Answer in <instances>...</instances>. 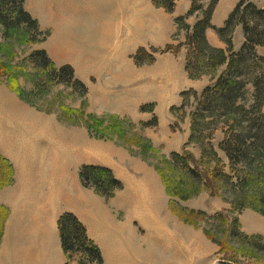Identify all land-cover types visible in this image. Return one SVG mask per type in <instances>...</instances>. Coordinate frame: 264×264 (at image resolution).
<instances>
[{"label": "rangeland", "instance_id": "rangeland-1", "mask_svg": "<svg viewBox=\"0 0 264 264\" xmlns=\"http://www.w3.org/2000/svg\"><path fill=\"white\" fill-rule=\"evenodd\" d=\"M55 1L59 0L25 2V7L48 37L34 45L16 42L12 64L16 66L17 77L12 84L8 79L0 80V125L6 122L4 118L8 113L32 123V113L35 112L46 117V121L40 120V124L46 127L41 126L40 133L56 139L57 130H48L51 117L64 125L84 130L99 145L88 153L87 161L110 163L123 173L122 167H131L137 172L147 170L153 174L149 179L150 191L146 192L144 199L148 204L153 200L158 207L160 203H166L172 217L161 227H149L137 215L134 218L136 210L130 207L136 203L128 196L131 191H124L126 185L123 180L120 179L123 189L112 197L90 188L109 205L111 220H115L109 228L103 227L104 231L108 229L114 241L110 248L107 241L99 236L106 255L100 245L104 264H223L226 259L230 264H264V252L251 248L246 239L235 237L229 227L232 219L238 217L243 233L264 239V215L251 208L231 212L232 193L222 182L215 183L218 192L207 190L202 180L189 176L174 159L175 154H184L191 130L190 112L195 104L191 97L186 108L179 109L183 103L182 94L190 89L202 92L211 83L209 76L199 80L189 78L185 70L186 46L182 45L178 53L166 51L169 45L185 42L186 33L178 31L176 20L187 15L193 0H176L173 11L157 6L155 0H63L66 4L72 2L66 15L72 30L69 36L58 34L59 30L48 21V12L53 9ZM238 2L224 0L217 10L218 3L213 15L215 28L223 26L231 13V4L233 11ZM254 2L264 9V0ZM133 14L135 18L131 23ZM196 19L197 15H193L187 22L193 25ZM102 30H105V36ZM209 31L207 36L212 44L217 32L214 28ZM4 40L0 26V41ZM233 42L235 49L241 48L244 42L241 26L235 30ZM224 46L227 48L226 44ZM42 49L58 67L72 66L75 76L84 82L88 92L85 94L74 83L49 79L30 59L35 51ZM139 49L153 53L155 60L152 63L137 62L135 57ZM258 51L264 54V47ZM99 82L105 84L106 91L111 89V82L116 89L114 93L105 95L106 101L109 99L113 103L110 109L116 110L120 103L125 108L138 102L137 108L120 114L94 106L91 101L94 99L96 104V98L101 95L94 89ZM10 98L21 102L24 111L22 108L10 110ZM153 104L154 110L147 111ZM144 106L147 108L143 109ZM3 133L0 132V137ZM221 139L219 134L214 140L217 149ZM114 148L119 151L115 152ZM188 149L196 160L203 162L199 144H191ZM218 152L219 159L205 160L210 161V167L199 165L203 180H206V170L232 174L227 167L226 156L219 149ZM196 160H189L193 167L198 165ZM115 175L117 177L118 173ZM217 215L220 218L224 216L227 223ZM87 221L92 227L97 224L96 220L94 224L89 218ZM115 250L119 254H115ZM74 263L78 262L74 260L70 264Z\"/></svg>", "mask_w": 264, "mask_h": 264}, {"label": "trees", "instance_id": "trees-1", "mask_svg": "<svg viewBox=\"0 0 264 264\" xmlns=\"http://www.w3.org/2000/svg\"><path fill=\"white\" fill-rule=\"evenodd\" d=\"M175 1L155 0V4L173 11ZM254 1L239 0L223 26L215 28L213 15L220 0H193L187 15L176 20L178 31L186 33L185 42L169 45L166 51L178 53L182 45L186 46L185 70L189 78L199 80L209 76L211 79L202 92L190 89L182 94L183 103L179 109H185L191 97L195 104L194 110L190 112L191 130L184 154H175V161L187 170L189 176L202 180L207 190L215 189L218 192L215 183L222 182L225 189L232 193L231 212L251 208L264 215V54L258 51L264 47V9ZM25 2L0 0V26L5 37L3 42L0 41V80L8 79L10 83L17 77L16 66L12 64L16 42L34 45L46 41L48 37L41 30L38 20L25 7ZM193 15H197V19L190 25L187 20ZM239 26L244 32V42L237 50L233 36ZM213 28L227 48H218L210 43L207 31ZM135 58L140 64L155 60L154 54L148 53L146 49H139ZM30 59L49 79L74 83L85 94L88 92L84 82L75 76L74 68L70 65L58 67L45 49L35 51ZM149 110H154V104ZM219 134L222 139L218 149L226 156L229 162L227 167H230L232 174L206 170V180H203L199 165L210 167V161L205 160L219 159L214 144ZM191 144L201 146L203 162L196 160L188 151ZM190 159L196 160L198 165L193 167ZM79 175L83 186L94 188L106 197H112L124 187L110 167L84 164ZM13 178L11 162L0 154V191L11 184ZM199 214L207 216L204 212ZM8 216L9 209L0 205V242ZM216 217L227 223L224 216ZM58 227L67 264L74 260L79 264L105 263L100 246L89 236L87 227L76 214H61ZM229 227L235 237L246 239L251 248L264 252L263 237L243 233L238 217L232 219ZM229 262L226 259L223 264Z\"/></svg>", "mask_w": 264, "mask_h": 264}, {"label": "crops", "instance_id": "crops-1", "mask_svg": "<svg viewBox=\"0 0 264 264\" xmlns=\"http://www.w3.org/2000/svg\"><path fill=\"white\" fill-rule=\"evenodd\" d=\"M58 2L55 1L53 9L49 10L48 21L53 23L54 29L59 30L58 34L72 35L68 18H66L72 2L67 4L63 0ZM222 4L224 0L220 1L217 10ZM232 6L231 4V9ZM134 18L133 14L131 23L134 22ZM216 26L221 25L216 24ZM102 32L105 36V30ZM208 35H210L209 30ZM212 42L215 47L225 48L217 35ZM112 85L113 82L110 85L111 89L106 91L105 84L99 82L94 89L99 90L101 95L96 98V104L94 99L91 103L94 106H102L103 111H116L120 114L121 111L135 110L138 102L125 108L119 102L118 108L115 107L116 110L110 109L113 108V105H110L113 103L109 99L106 101L105 95L114 93L116 89ZM8 102L12 105L10 110L22 108L24 111V106L16 98H10ZM32 114L35 119L33 118L32 123H29L19 116L8 113L4 118L7 119L6 122L0 125V132H4L0 137V154L11 162L14 169L13 181L0 191V205L9 209L3 240L0 244V264H65L66 256L61 245L58 227V219L64 212L77 215L87 227L89 236L99 246L101 245L105 255L99 236L107 241L110 248L113 240L110 238L108 229L104 231L103 227L109 228L115 220H111L109 205L96 196L93 189L82 185L79 173L84 164L106 166L114 172L117 171L119 175L117 177L125 182L124 191L130 190L128 196L136 203L130 207L136 210L134 218L137 215L139 219L146 222L147 226L161 227L166 224L167 219L172 217L166 209L165 202L160 203L158 207L153 200L151 204H148L144 199L149 190V179L153 174L151 175L147 170L141 173L131 167H122L125 174L123 171L116 170L113 164L102 163L99 160L87 161L88 153L99 145L92 138L90 139L84 130L64 125L50 117L51 125L48 126V130L54 132L56 129L58 132L56 139L51 136L50 138L46 134H41L39 130L41 126L45 127L40 124V120L44 122L46 117L39 116L35 112ZM43 132L46 131L43 130ZM83 149L85 150L80 151ZM114 151L119 150L114 148ZM162 198L164 200V197ZM87 218L93 224L96 220L95 227L89 224ZM155 238L158 240L156 234ZM116 251L118 250L114 253L119 254Z\"/></svg>", "mask_w": 264, "mask_h": 264}, {"label": "bare ground", "instance_id": "bare-ground-1", "mask_svg": "<svg viewBox=\"0 0 264 264\" xmlns=\"http://www.w3.org/2000/svg\"><path fill=\"white\" fill-rule=\"evenodd\" d=\"M103 31V30H102ZM103 33V32H102Z\"/></svg>", "mask_w": 264, "mask_h": 264}]
</instances>
